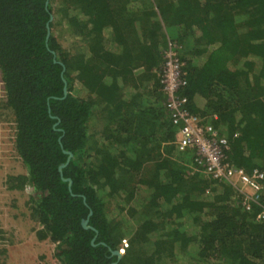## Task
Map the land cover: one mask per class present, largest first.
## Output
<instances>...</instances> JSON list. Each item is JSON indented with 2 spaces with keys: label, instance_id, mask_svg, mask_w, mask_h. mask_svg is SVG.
Returning <instances> with one entry per match:
<instances>
[{
  "label": "trees",
  "instance_id": "trees-1",
  "mask_svg": "<svg viewBox=\"0 0 264 264\" xmlns=\"http://www.w3.org/2000/svg\"><path fill=\"white\" fill-rule=\"evenodd\" d=\"M51 5L0 0V79L13 146L26 168L7 175L4 187H31L34 236L54 244L56 264L116 261L111 251H120L126 219L108 215L110 200L133 221L114 264H170L176 249L194 251V264L217 257L221 264H264L257 207L244 211L227 183L190 174L181 163L186 154L173 158L175 129L157 76L171 39L185 63L188 109L227 137L235 165L264 174V0ZM57 14L80 41L73 51L53 34L56 20L46 38L45 23ZM97 112L98 137L87 128ZM262 184L264 201V178ZM134 246L136 256L127 252Z\"/></svg>",
  "mask_w": 264,
  "mask_h": 264
},
{
  "label": "built area",
  "instance_id": "built-area-1",
  "mask_svg": "<svg viewBox=\"0 0 264 264\" xmlns=\"http://www.w3.org/2000/svg\"><path fill=\"white\" fill-rule=\"evenodd\" d=\"M179 45L168 40L161 50L162 61L157 73L159 89L164 96L163 107L174 127L172 144L189 159L181 161L188 169L204 177L225 182L233 189L244 211L257 207L255 219L264 220L262 201L263 172L257 167L244 169L230 157V145L225 135L211 123L191 112L187 97L181 93L186 85L185 63L179 56Z\"/></svg>",
  "mask_w": 264,
  "mask_h": 264
},
{
  "label": "rangeland",
  "instance_id": "rangeland-1",
  "mask_svg": "<svg viewBox=\"0 0 264 264\" xmlns=\"http://www.w3.org/2000/svg\"><path fill=\"white\" fill-rule=\"evenodd\" d=\"M58 0H52L51 7L54 8L57 5ZM51 20L55 21L52 27V32L61 46L73 51L75 46L80 44L76 35L70 32L62 17L57 14L56 18L51 15ZM171 40V39H169ZM198 107L202 105V99L197 98ZM100 112L95 113L94 116L88 122V132L99 136L101 129V116ZM198 115V114H197ZM200 116V115H199ZM207 121V116H200ZM13 124L11 112L4 106V94L3 87L0 79V250L5 249L6 256L8 248L14 252L24 251L26 253L27 247L31 250H37L36 257L30 261V264H56V260L53 257L54 244L47 239L37 240L34 236L33 230L37 226L28 215V197L32 194L31 187L26 184L22 190H8L4 187V179L7 175L25 174L26 168L22 164L20 158L15 152L13 146ZM173 158H183L182 153L173 154ZM132 185V184H131ZM133 186V185H132ZM144 192L137 189V196L141 197ZM138 198V197H137ZM118 200H110L107 206L108 215L114 219H120L123 217L126 219L123 222V227L126 231L124 237L120 241L119 249L122 250L127 246L126 238L131 234L133 221L128 222L130 218H127L126 214L122 212L123 204H117ZM239 204V203H238ZM132 220L134 219L131 218ZM128 223V224H127ZM189 228V226L187 225ZM195 231V228H194ZM152 239L154 236H151ZM193 246H195L193 244ZM22 247V248H21ZM21 248V249H20ZM152 248V243L147 245V250ZM39 249H41L40 254ZM141 251L139 247H129L127 252L136 256V252ZM5 252H0V263L5 264L6 256ZM194 251L190 249L186 252H182L181 249H176V262L171 261L170 264H194L195 260L192 259ZM121 256V255H120ZM9 261V259H8ZM220 263L219 257L216 259H206L199 264H217ZM126 264H132L131 259Z\"/></svg>",
  "mask_w": 264,
  "mask_h": 264
},
{
  "label": "crops",
  "instance_id": "crops-1",
  "mask_svg": "<svg viewBox=\"0 0 264 264\" xmlns=\"http://www.w3.org/2000/svg\"><path fill=\"white\" fill-rule=\"evenodd\" d=\"M173 151H174V153L180 154L175 147H174ZM173 151H172V153H173ZM193 173H195V172L190 170V174H193ZM204 178H206V177H204ZM206 179H208V178H206ZM37 251H38V249L37 250H31L29 247H27L26 253H24V251H22V249L20 251L18 250L16 252H14L12 250H9V248H8L7 256H6V252H5V256H6L5 264H30V261L32 260V258L34 259V257H36ZM40 252H41V249H39L38 254H40ZM8 259H9V261H8Z\"/></svg>",
  "mask_w": 264,
  "mask_h": 264
},
{
  "label": "water",
  "instance_id": "water-1",
  "mask_svg": "<svg viewBox=\"0 0 264 264\" xmlns=\"http://www.w3.org/2000/svg\"><path fill=\"white\" fill-rule=\"evenodd\" d=\"M47 2H48V0H45V4H47ZM51 20V15H49V18H48V21L45 23V26H46V29H47V33H46V38H47V36H48V34H49V27H48V22ZM63 70V69H62ZM66 93V91H65V83H64V86H63V95ZM66 154H67V157H66V162H67V160H68V158H69V156H70V153L68 152V151H64ZM65 162V163H66ZM65 163H62V164H60V165H58V167H57V169L60 171V169H61V167L65 164ZM67 180V184L69 185L70 184V180L69 179H66ZM81 225H82V227H87V218H85V219H82L81 220ZM94 238V237H93ZM93 238L91 239V241L93 240ZM111 254H115L116 255V261L120 258V255H121V252L120 251H118V250H112L111 251ZM116 261H114L113 263H111V264H114Z\"/></svg>",
  "mask_w": 264,
  "mask_h": 264
}]
</instances>
